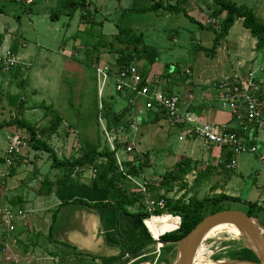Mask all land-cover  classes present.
<instances>
[{"label": "rangeland", "instance_id": "obj_1", "mask_svg": "<svg viewBox=\"0 0 264 264\" xmlns=\"http://www.w3.org/2000/svg\"><path fill=\"white\" fill-rule=\"evenodd\" d=\"M80 1L34 0V3L28 4L27 0H0V35L12 34L14 38L19 37L27 43L28 51L30 53L34 52V57L31 60L33 63L32 70L23 72L26 76L24 83L2 88L4 95H2L0 102V122L8 121L18 115L36 124L39 131L45 130L50 127L52 115H46L45 109L38 108V105L44 103L47 106L53 105L55 110L64 118L63 126L49 142L59 158L70 157L71 155L76 157L84 141L95 143L101 141L102 146L108 144L111 147L115 137L126 147L128 144H134L139 151H150L151 160L147 161L142 158L147 165L142 172L147 181L159 190L156 194L148 196L145 211H149V201L157 199L156 196L159 195H168L175 199L183 198L188 201L193 196L203 199L224 193L233 194L235 197L240 198L242 202H223L221 208L245 213L248 212L249 207L244 202H260V198L264 197V164L257 158V155L250 152L242 153L237 160L238 168L233 171H226L223 174L224 180L228 179L231 188L223 189V185L214 188L213 186L217 183L205 179H202L203 181L201 180L200 183L195 182L197 174L193 175L192 172L185 178L188 185L187 189L183 190L182 185L178 183L173 184L171 188L170 186L166 188L161 186L164 183L163 178L168 171L174 170L176 165L175 159L172 155L170 156V151H175L176 147L180 145L179 136L183 135L184 131L171 126L168 121L169 126L167 127L171 131L167 141L155 138L154 135V138L150 136L147 137V140H141L139 138L140 133L146 131V128L143 131L142 126H139V134L134 133L129 136V141H123L130 132L124 134L123 129H120L117 132L113 131V133L108 134L105 121L102 120L99 126L93 113V102L96 99L101 101L108 96H113L117 100V96H119L115 92L113 79H109L106 87L101 90L97 74L98 67L109 66V64L111 66L115 65L118 58L115 50L122 47L116 43L113 49L110 48L109 43L114 40L119 27L135 29L143 34L147 45L157 48L160 55L154 66L161 68L158 72L159 77L156 79L161 80L160 85H169V88L174 89V93L182 99L187 98L188 94H193L198 99L199 92L194 85L198 80V75L201 76L202 81L209 78L216 79L208 85L210 91L213 90L214 82L224 78L221 77V70L215 69L218 61L230 58L236 68L235 57L249 60L253 51L261 59L264 57V50L261 52L257 48L254 49L257 40L243 26V21H236L228 37L222 41L224 49L222 48L223 45L220 46L216 52L217 56L210 57L205 54L204 50L200 49L213 46L216 37L214 30L200 28L197 23L184 14L163 16L155 12H129L133 0H87L92 17L91 23L83 24L81 21L83 11L81 9L76 10L72 16H69L71 4ZM176 1L165 0V3L175 4ZM233 1L238 5L251 8L258 19L264 21V0ZM186 9L190 17L210 27L208 20L215 19L213 12L217 9V6L215 0H189ZM55 13L58 14L56 19L52 18ZM224 17L225 14L216 19L218 26H215V29H219V23ZM92 22L97 25L93 26ZM78 41L80 44L77 48L79 49L75 50L74 45ZM84 46H86V49L82 48ZM64 50L73 54L72 57L74 58L66 56ZM136 64L143 69L145 61ZM150 68L147 67L146 69L149 70ZM192 68L194 72L191 76H188L186 71L188 69L192 71ZM240 71L241 67H237L236 72L239 73ZM12 75L10 74V77ZM1 76L4 78L0 71V80ZM8 79H10L9 76L7 81H9ZM7 93L21 96L24 106L22 108L10 106L6 96ZM197 99L192 100L191 103H196ZM120 104H126L127 106V102L121 100H119L118 105ZM121 110L118 107L116 111L120 112ZM185 111L186 107L183 106L182 113L185 114ZM153 128L147 127V131L150 132ZM6 129L9 131L5 132L3 130L0 133V157L3 158L8 146L6 138L8 132L25 137L24 131L20 132L16 127ZM144 139L146 138L144 137ZM201 143L203 142L198 141V139H188L186 144L188 157L194 159H202V155L205 157ZM190 145L193 146V155L188 150ZM121 151L124 153L125 148ZM121 156H124V154H121ZM131 157V154L125 155L124 159H130ZM25 158L27 162L16 171L18 177L15 175V179L12 181H10L12 178L10 174L5 179L0 178L1 198L3 199L6 192L9 195L7 196L9 203L4 202L1 207L11 206L10 208H12L13 199L17 200L19 198L24 203L21 209L25 211L30 221H34L33 226L27 225L25 227L23 239L18 243H22L29 248L36 247V251L43 252L44 255L42 256L44 257L53 255L50 253L55 249L59 252L58 256L64 260L62 264H102L104 258L77 253L72 248H65L60 243H53V238L47 232L48 221L51 218L47 217L46 220L44 218L45 210L52 204L53 199L37 196L35 192L44 176H51L55 180L58 172L53 170L51 173L48 172L47 175L40 172L44 171L46 174L51 167L50 155L46 152L32 150L26 154ZM151 161L153 164L152 169L149 164ZM198 169L197 173L199 174L200 170ZM85 177L92 180L94 173L87 169ZM208 182L210 186L206 185ZM7 183H9V187ZM11 184L13 185L11 186ZM132 185L134 186V184ZM218 185L221 184L218 183ZM126 189L128 193H133L138 188H133L130 185ZM18 204L13 205V208L18 209V206H20ZM262 206L264 207V205ZM161 245L154 244L150 246V250H155L153 254L156 255V258L149 260L147 264L158 263L163 247ZM203 246L212 253L210 259L213 262H217L216 258H222L218 261H235L229 258L228 252L239 249L242 243L241 239L222 233L203 242ZM63 249H65L66 254L69 255L70 253L69 257L67 255L66 258L63 257V254L60 253ZM69 259H72V261H69ZM53 263L56 264V262Z\"/></svg>", "mask_w": 264, "mask_h": 264}, {"label": "trees", "instance_id": "obj_2", "mask_svg": "<svg viewBox=\"0 0 264 264\" xmlns=\"http://www.w3.org/2000/svg\"><path fill=\"white\" fill-rule=\"evenodd\" d=\"M188 1L189 0H177L175 4H170L169 2L165 3V0H133L129 12H155L163 16L169 14H184L186 17L197 23L200 28L214 30L216 37L213 46L211 48L200 49L202 51L204 50L205 54L210 57L216 56L217 49L223 45L222 41L228 37L230 30L233 28L236 21L242 20L243 26L249 30L252 37L257 40L256 48L258 50H264V21L259 20L251 8L244 5H238L233 0H215L217 9L213 12L214 18L217 19L225 14V17L221 19L219 23V29H215L214 26L209 27L203 25L189 16L186 9ZM78 9L83 11L81 16L83 24L91 23L92 14L90 13V7L87 4V0L77 2L75 7L70 10L69 16H72ZM52 18H58V14L55 13ZM92 25L96 26L97 24L92 22ZM116 43L122 48H117L115 50V53L118 54L115 65L111 66L109 64L113 74H117L118 72L129 68L131 65L137 66L136 63L138 62L145 61L143 69H139L145 77H148L149 70L146 68H150L158 62L160 55L159 51L155 47L147 45L143 34L137 32L131 27L118 28L117 35L114 37V40L109 43V45H111L110 48H113ZM17 49L16 46H13L12 52L16 53ZM11 74H13V78L16 79L22 75V72L16 70ZM2 95H4V93L0 88V102ZM6 96L9 100L10 106L14 108H22L24 106V101L21 96L11 95L9 93H7ZM93 103L95 121L99 126L102 120L105 121L108 134L113 133V131L117 132L120 129H123L124 134L130 132L134 122L133 117H131L130 107L126 106L123 110L117 112L115 110V97L113 96H108L101 101L96 99ZM39 107L46 110V115H52L49 128L39 131L36 124L16 115L8 121L0 122V133L6 128L16 127L20 132L24 131V138L28 141L31 151L46 152L50 155L52 162L51 168L57 171L58 174L54 181L51 180L50 177L44 176L42 182L36 188L35 193L37 196L49 197L60 186H68L72 184L79 185L80 179L84 176L87 169H90L94 173L93 182L98 190H105L108 192V201L105 203H89L82 199L63 201L58 209L54 211L51 227L55 223L58 211L63 205H82L88 208H112L115 211V234L121 242V253L115 257L104 258L103 264H120L127 259H132V257L137 254H142L144 257L132 264H146L149 263V260H154V258H156V255L153 254L155 250L149 249L150 246L156 244L155 240L151 239L148 242L138 245H129L126 241L119 226V215L122 212L128 215L141 216L143 220H147L151 216H168L172 218V229L166 232L165 235L163 234L159 240L160 243H166V245L161 248V255L157 264H173L177 256V243L187 236L203 219L212 214L224 211L225 209L221 208L223 202H242L240 198L231 197L225 194L205 197L203 199L193 196L190 197L188 201H185L183 198L175 199L168 195H159L156 196L157 199L155 200L165 199V209L145 211L144 209L146 208L145 206L148 196L150 194H156L159 188H156L154 185H149L148 190L145 193L139 191L128 193V190L126 189L130 185L133 186L129 176L133 178L140 177L142 171L147 166L142 159L137 156L133 161L123 162L124 168L121 170L117 161V154L125 145L116 139V137L114 138V150L108 144L107 146H102L101 141H97L96 143L92 141H84L81 144V148L76 157L71 155L70 157L59 158L49 142L63 126L64 118L55 110L53 105L47 106L43 103L38 105V108ZM155 114L156 121H158L161 116H165L164 113ZM38 135L41 136L40 139H38ZM28 152L29 151L25 152L24 155L18 156L15 159L14 165L10 168L11 177L14 176L18 168L27 162L25 157ZM225 152H227L226 163H229L231 160V154L227 150H225ZM133 162L135 163L134 166L132 165ZM0 163L4 164V159H0ZM195 168L196 165H193L189 160L177 163L174 170L165 174L163 178L164 183H162L161 186L166 188H169L168 186H170L171 188L173 184L178 183L182 185L181 188L183 190L187 189L188 185L185 182V178L195 170ZM208 172H210V170H208ZM207 176V172L200 173L195 182L200 183V181ZM244 204H247L249 207V210L246 213L249 216L258 219L264 226V207L257 202H244ZM133 209L134 211H132ZM178 218L181 219V225ZM49 236L52 238L51 232H49ZM241 243L242 246L239 249L228 252L229 258L236 261L259 263L258 257L254 252L248 249L243 241H241ZM220 259L222 258H216V261Z\"/></svg>", "mask_w": 264, "mask_h": 264}, {"label": "crops", "instance_id": "obj_3", "mask_svg": "<svg viewBox=\"0 0 264 264\" xmlns=\"http://www.w3.org/2000/svg\"><path fill=\"white\" fill-rule=\"evenodd\" d=\"M32 1H33L32 3H34V0ZM76 3L77 2H73V4H71V8L69 9L72 10L75 7ZM15 38L12 36V34L0 35V45H3V48L5 50L6 49L13 50V46H16L18 48L15 54L23 62L24 65L20 66L17 69V71H21L22 75H20L19 78H16L17 79L16 80L13 78V75L12 77H10V74L6 76V74H4L0 70L2 72V75H4V78L1 76V80H0L1 89L7 87L9 88L13 85L16 86L17 84L21 85L22 83H24L25 81L24 79L26 78V76L23 74V72H26L28 70L31 71L33 67V63L31 60L34 57L33 54L34 52L30 53L28 51L27 43L23 42L21 38L19 37H15ZM75 44H76L74 45L75 50L79 49L77 48V46L80 44L79 41L76 42ZM85 47L86 46L82 48L86 49ZM223 47L224 44L222 48ZM254 49L256 50V47ZM260 51L262 52V50ZM63 52L68 57H72L73 55L66 50H64ZM256 54L257 53L253 51L250 55L249 60H244L240 57H235L234 61L236 62V68L234 63L231 62L230 58L227 59L224 58L223 61H218L215 69L219 71L221 70L220 71L221 77H224L222 79L230 78L235 74H237L236 72L237 67H242V65L244 64H250L252 66L254 65L255 67L258 65H264V57H262L261 59ZM154 65L151 66V68L149 69L150 72L148 74V77H150V79L152 80H156L157 77H159L158 72L161 69L160 67ZM188 70L191 72L192 75L194 72L193 68L192 71L190 69ZM8 76L10 78L8 79L9 81H7ZM200 77L201 76L198 75L197 77L198 80H196L194 84L199 92L198 99L195 98L193 94H188L187 98L183 99V102L186 107L185 112L189 113L192 116V118L196 121V125L208 124V123L214 125L228 124L232 129H235L241 137L246 138L245 134L240 130L239 124L237 122H234L232 120L231 114L227 110H224L222 108L218 93L214 89L212 91L208 89V85L216 79L209 78L207 80L202 81ZM158 81L159 83L161 82L160 79H158ZM161 86L162 87L160 88H162L165 92L169 94L171 93L174 94V89H170L169 85H161ZM189 95H191V98L189 97ZM117 97L118 99L115 100V110H117L118 107H120L123 110L126 107V104L118 105L119 100L124 102H127V100L123 96H117ZM195 99H197L196 103H191L192 100ZM143 105L144 103L142 101H138L135 107H130L131 117H133V119L134 117L140 119L138 124L135 125V127L132 126L130 134L127 137H125L123 141H129V136L134 133L139 134L140 131L139 126H142L144 128L143 131H145L146 128L145 132L140 133L139 138L141 140H147V137L152 136L154 138L155 136V138H160L161 140L167 141L169 139V132L171 131L167 127L169 126L168 119L165 116H161L160 119L156 121L155 119L156 114L146 111ZM147 127H154L150 131L151 133L147 131ZM180 130L183 131L181 128ZM4 131L7 132L9 130L5 129ZM12 135L13 134L9 132L8 134H6L7 142L9 141ZM144 137L146 139H144ZM139 138L137 137V139ZM189 138L192 139L193 137L187 136L186 138H183V136L180 135L179 136L180 145L176 147L175 151H170L171 152L170 156L172 155V157L175 159L174 160L175 164L184 160H189L192 162L193 165H196L195 170L192 171L193 175L197 174V176L195 177L196 179L201 172L202 173L207 172L208 176L205 177L204 179L210 182L217 183L216 185L213 186L214 188L222 185H223L222 186L223 189L231 188V185L229 186L228 184L229 183L228 179L224 180L223 178V174H225V172L228 171L224 169V164L226 163V159H227V152H225L224 149L215 147L210 144H206L198 139V141L203 142L201 143L202 145L201 148L205 157H203L202 155V159L190 158L187 155V148H186L187 147L186 144ZM130 145H133L135 147V152L139 154L140 157H143L147 161L151 160L150 151L148 150L139 151L134 144H130ZM247 145L249 146L252 145L257 148V152L252 154L257 155V158H259V160L261 161L260 159L261 156H264V127L262 128L261 131H259L256 134L255 141L251 143L247 142ZM188 150L190 151V154L193 155V146L190 145ZM121 154H124V156H121V158L124 159L126 155L125 152L123 153V151H120V155ZM0 159L3 160L4 158L0 157ZM149 164L151 165L150 168L152 169L153 167L152 161L149 162ZM2 167L3 164L0 163V169ZM197 168H199L198 170H200L199 174L197 173ZM208 170H210V172H208ZM52 171L53 169L50 167V169L47 170L46 174L44 173V171H40V172H42L44 175H47L48 172L51 173ZM16 173L14 174V176H12L10 181L15 179ZM48 177H50V179L54 181V179H52L51 176ZM220 179H222V181H220ZM144 181H147V179L144 177L143 172L141 173L140 177L135 178V182H137L138 184H141ZM147 182L149 183V185H153L151 182L149 181ZM9 183H7L8 187H9ZM218 183H220L221 185H218ZM133 184H134V186H132L133 188H138V185H136V183ZM12 185L13 184H11V186ZM206 185L210 186V183L208 182V184ZM224 194L231 197H235V195L233 194H228V193H224ZM7 196H9L7 192L4 193L3 199L1 198L0 195V210L5 208V207H1L2 203L4 202L9 203V199H7ZM46 198L53 199L52 204H50L47 207L44 213L45 220L48 219L49 217L51 218L48 221L49 227L47 232L48 233L51 232V236L54 241L53 243L55 244L60 243L62 246H65V248L74 249L77 253L92 255L101 258H111L118 256L121 253V242L115 234V211L112 208H88L82 205H63L59 209L56 221L51 227L54 211L58 209V207L62 204L63 201H73L74 199H82L89 203H97V202L105 203L108 201V192L105 190H98L95 183L93 182V177L92 180H88L84 174V176L80 179L79 185L72 184L68 186H60L55 190V192L51 196ZM236 198L238 197L236 196ZM259 201L260 202H257L259 203V205L261 206L264 205V197L263 198L261 197ZM16 203H19L18 205H20L18 206L19 207L18 209H21V206L24 205L23 200L19 198L17 200L13 199L12 208L13 205L14 206L16 205ZM52 211L53 213H51ZM25 216L27 217L17 222V229L14 233L6 234L2 230H0V264H23V263L48 264L49 261H51V263L56 262V264H62V261L64 260H62L58 256L59 252L55 249H53V251H51L50 253L53 255L50 256L48 255L44 257L42 256L44 255L43 252L36 251L35 249L36 247L29 248L23 245L22 243H18L19 241L21 242V240L23 239L22 236L25 234L24 232V230L26 229L25 227L27 225L33 226L34 223L33 220L30 221V218L28 217L27 214ZM119 222H120L119 225L120 231L124 236V238L126 239V241L129 243V245H138L153 239L151 236L152 235L151 231L147 225V220L145 223V220H143L141 216L128 215L122 212L119 215ZM17 230L19 231L17 232ZM12 236L14 237V239H12L13 238ZM64 250L65 249L61 250L60 253L63 254V257H65L66 255L69 257L70 253L68 255ZM69 261H72V259L71 260L69 259Z\"/></svg>", "mask_w": 264, "mask_h": 264}, {"label": "built area", "instance_id": "obj_4", "mask_svg": "<svg viewBox=\"0 0 264 264\" xmlns=\"http://www.w3.org/2000/svg\"><path fill=\"white\" fill-rule=\"evenodd\" d=\"M27 2L31 4L33 1L28 0ZM208 24L215 27L218 23L216 19H212L208 20ZM23 65V62L11 49L5 50L3 45H0V70L4 74L9 75ZM97 74L101 90L106 87L109 79L114 80L116 94L126 98L128 107H135L138 101H142L146 111L164 113L172 126L181 128L184 131L183 138L190 136L229 151L231 160L224 164L225 170H235L238 166V157L242 153L257 152V148L247 145V142L255 141L256 134L264 127V65L255 67L244 64L239 73L213 83V89L218 93L222 108L231 114L232 120L239 124L246 138L241 137L228 124L196 125V121L189 113H182V107L185 106L183 99L178 94L165 92L160 88L162 86L158 80L145 77L136 65H131L117 74H113L111 67L105 65L97 68ZM186 74L191 76L189 70ZM189 97L191 98V95ZM139 119L134 117L133 127L138 124ZM40 138L41 136L38 135V139ZM111 148L114 150V143H111ZM27 151H31V147L23 136L14 134L10 137L4 164L0 169L1 179L9 177L10 168L14 165L15 159ZM125 154H131L132 157L123 159L120 152L117 154L121 170L124 168L123 162L133 161L137 156L140 159L143 158L135 152V147L130 144L125 147ZM260 159L264 164V156H261ZM132 165L134 166L135 163L133 162ZM129 179L138 185L136 191L145 193L148 190L149 183L147 181L138 184L135 182V178L129 176ZM165 206V199L149 201V210L151 211L164 210ZM25 215L26 213L22 209L7 207L0 210V230L6 234L14 233L17 229V222L23 220ZM153 217L157 216H151V218Z\"/></svg>", "mask_w": 264, "mask_h": 264}, {"label": "water", "instance_id": "obj_5", "mask_svg": "<svg viewBox=\"0 0 264 264\" xmlns=\"http://www.w3.org/2000/svg\"><path fill=\"white\" fill-rule=\"evenodd\" d=\"M179 220L181 225V219L179 218ZM220 225H233L241 229L247 236V239L245 238L247 248L258 257L259 263L235 260L218 261L221 263L217 262V264H264V226L258 219L249 216L245 212L231 210H224L206 217L187 236L182 238L177 243V256L174 264H194L205 235L212 228ZM152 238L154 239L153 236ZM154 240L158 241L156 244H162L161 246L166 245V243L159 242L160 237ZM142 256V254H137L132 257V260L127 259L120 264H131Z\"/></svg>", "mask_w": 264, "mask_h": 264}, {"label": "bare ground", "instance_id": "obj_6", "mask_svg": "<svg viewBox=\"0 0 264 264\" xmlns=\"http://www.w3.org/2000/svg\"><path fill=\"white\" fill-rule=\"evenodd\" d=\"M147 225L154 239H158L159 237L163 236V234L165 235L166 232L172 229V218L168 216L153 217V218H150L149 220L147 219ZM222 233L233 235L234 237L241 239V241H243L244 243L246 242L245 240L247 239L246 234L241 229L233 225H220V226L212 228L205 235L203 242L207 241L208 239L214 238L217 235L222 234ZM211 255L212 253L208 251L207 249H205L202 243V245L200 246L198 250L194 264H217L218 261L213 262L210 259ZM218 263H221V262H218Z\"/></svg>", "mask_w": 264, "mask_h": 264}]
</instances>
